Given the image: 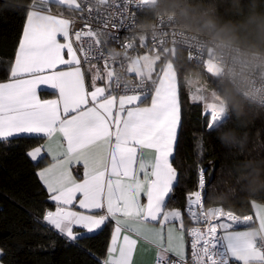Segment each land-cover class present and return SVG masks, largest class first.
<instances>
[{
	"label": "snow or ice",
	"instance_id": "obj_1",
	"mask_svg": "<svg viewBox=\"0 0 264 264\" xmlns=\"http://www.w3.org/2000/svg\"><path fill=\"white\" fill-rule=\"evenodd\" d=\"M128 3L144 5L143 0ZM48 4L80 9L77 0H33L9 79L0 83V141L7 143L20 136L46 141L27 153L37 163L44 159L43 152L51 157V163L37 172L56 205L55 211L45 212L44 222L75 242L78 235L85 238L73 231L75 226L94 233L114 221L102 264H134L138 242L155 249L154 264H264V206L253 202L258 228L246 226L253 220L251 215L241 217L222 207L204 208L203 169L198 178L200 190L187 197V214L196 225L205 227L187 230L191 259H186L182 213L168 208L178 182L170 158L178 145L183 115L178 77L171 63L164 64L162 74L153 80L160 57H137L143 61L147 77L138 78L132 88L121 87L114 76L116 63L102 51L101 37L106 33L91 28L76 32L77 41L89 38L86 47L81 43L79 48L84 60L105 61L103 72L90 66L89 71H95L89 90L81 59L70 42L73 21L52 14ZM104 23L107 26L110 20ZM123 47L133 48V38ZM97 81L105 83L97 86ZM38 89L56 98L41 100ZM190 99L203 102V113L210 115L207 129L212 130L222 109L206 102L197 91ZM73 165H82V178L79 172L73 174ZM142 196L146 203L141 202ZM77 200L79 209L85 211L74 210ZM221 217L226 221L221 222Z\"/></svg>",
	"mask_w": 264,
	"mask_h": 264
},
{
	"label": "clouds",
	"instance_id": "obj_2",
	"mask_svg": "<svg viewBox=\"0 0 264 264\" xmlns=\"http://www.w3.org/2000/svg\"><path fill=\"white\" fill-rule=\"evenodd\" d=\"M133 39L158 45L189 91L222 109L215 138L223 150L209 208L264 202V0H143ZM114 76L132 88L144 63L109 47ZM131 69V71H129ZM139 74V76H137Z\"/></svg>",
	"mask_w": 264,
	"mask_h": 264
},
{
	"label": "trees",
	"instance_id": "obj_3",
	"mask_svg": "<svg viewBox=\"0 0 264 264\" xmlns=\"http://www.w3.org/2000/svg\"><path fill=\"white\" fill-rule=\"evenodd\" d=\"M32 3L33 0H0V82L9 78L26 13ZM144 7L138 11V19ZM59 13L76 15V12L66 9ZM152 79L157 77L153 75ZM178 87L183 103L182 128L172 158L178 171V182L174 184L168 208L183 210L188 195L197 189L201 169L208 184L215 179V169L220 166L223 150L215 138V127L207 129L209 117L203 113V106L188 99L179 77ZM41 95L51 94L41 92ZM42 140L20 136L9 138L7 143L0 141V262L102 264L111 234L110 221L96 233L85 234V238L79 236L75 242H69L43 220L45 212L54 209L37 176L38 169L48 160L44 158L37 163L27 155ZM206 196L204 190L202 202L205 208L208 207ZM252 202L257 201L222 208L244 215L251 211Z\"/></svg>",
	"mask_w": 264,
	"mask_h": 264
},
{
	"label": "built area",
	"instance_id": "obj_4",
	"mask_svg": "<svg viewBox=\"0 0 264 264\" xmlns=\"http://www.w3.org/2000/svg\"><path fill=\"white\" fill-rule=\"evenodd\" d=\"M77 3L80 4V9H77L76 15L67 16V18L71 19L73 23L70 25V32L75 35L76 32H87L89 28L93 31L105 32L106 35L101 37L104 43L102 44V51L105 56L107 53V49L109 47H116L118 49H123L125 53V57H133L136 58L138 52H149V53H159L160 47L158 45H150L148 41H144L143 44L133 39L134 47L125 50L123 45H125L129 38H133V30L135 28V24L138 19V11L144 5H138L136 3H128V0H106L105 3H100L99 0H77ZM82 9V10H81ZM126 9V10H125ZM110 20V23L106 26L104 21ZM121 21H123L122 26L113 27L112 25H121ZM88 37H82L81 41H77V47L80 48L81 43L86 47L88 42ZM146 45V46H144ZM82 66L88 65H98L104 68L105 61L103 59H89L87 62L84 60L83 54L80 52ZM97 57L99 53H94ZM119 65L116 64L115 67ZM133 78L135 76L133 75ZM150 85V81H148ZM121 87L123 85L121 84ZM200 190L197 185L196 191ZM204 191L202 192V200H203ZM205 208V207H204ZM225 210V209H224ZM228 211V210H225ZM183 212L188 220V227L186 229V259H191V237L187 235V230L195 227H205L204 225H196L194 221L190 219L187 214V204L183 208ZM236 215L243 217L244 215H240L238 213L233 212ZM221 222L226 221V217L220 218ZM175 258V257H172Z\"/></svg>",
	"mask_w": 264,
	"mask_h": 264
},
{
	"label": "crops",
	"instance_id": "obj_5",
	"mask_svg": "<svg viewBox=\"0 0 264 264\" xmlns=\"http://www.w3.org/2000/svg\"><path fill=\"white\" fill-rule=\"evenodd\" d=\"M47 8L51 10V13H52V14H54V15H60V16H62L63 18H67V16H65L64 14L62 15L61 13H59V12H61V10L63 11L64 9H66L67 11H70V12H76V13H77V9L75 8V6H73L72 8H69L68 5H60V6H57L56 4H48V5H47ZM25 20H26V18H25ZM24 23H25V22H24ZM23 26H24V25H23ZM22 31H23V30H22ZM21 36H22V34H21ZM20 38H21V37H20ZM57 38H58V40H60L62 43L65 42V41L63 40V37H62V36L58 35ZM70 42H72L73 47H74V50L77 51V55H78V57L81 59V57H80L81 55H80V51H79V49H78V47H77V43H76V39H75V35L72 34L71 32H70ZM18 44H19V43H18ZM17 48H18V46H17ZM64 51H65V58H67V55H66V51H67V50L65 49ZM142 53H144V52H142ZM14 60H15V56H14V59H13V62H12V63H14ZM92 65H93V64H92ZM90 66H91V65H88V66H86V65H85V66H82V71L85 73L86 85L89 87V90H91L92 71H95V69H93L92 71H89ZM96 66L101 70V72H103V70H104L103 67L98 66V65H96ZM59 67H60V68H63L64 66H59ZM133 75H134V74H133ZM9 76H10V75H9ZM158 76H159V75H158ZM158 76H157V78H158ZM8 79H9V78H8ZM8 79H7V80H8ZM7 80L2 81V82H7ZM2 82H0V83H2ZM104 83H105L104 81H97V86H103ZM40 87H41V88H45L46 86H45V85H41ZM178 89H179V87H178ZM41 92H42V91H40V90L38 89V95H39V97H40L41 100H51V99H55V98H56V97L53 96V95H50V96H42V95H41ZM48 93H49V92H48ZM45 143H46V141L43 139L42 142H41V144L38 145V146H36V147H40V146L44 145ZM36 147H33V148H31L30 150H32V149H34V148H36ZM30 150H29V151H30ZM42 155L44 156V158H47L48 161H47L46 164H44L43 166H41V167L38 169V171L41 170V169H43V168H45V167H47V166L51 163V157L48 156L46 152H43ZM29 158H30V157H29ZM172 158H173V157H172ZM172 158H170L171 162H172ZM30 159H31V158H30ZM38 171H37V172H38ZM72 171H73V174H74V175H75L77 172H79V173H80V178H82V176H83V168H82V165H73ZM39 180H40V179H39ZM40 182H41V181H40ZM41 183H42V182H41ZM42 185H43V184H42ZM43 186H44V185H43ZM44 188L46 189L45 186H44ZM46 191H47V189H46ZM47 193H48V191H47ZM48 195H50V194L48 193ZM166 199H168V198H166ZM50 201H51V200H50ZM51 202L54 204V209H53L52 211H55V207H56L55 202H54V201H51ZM141 202H142V203H146V197H143V196H142V197H141ZM255 203L264 206V203H259V202H255ZM169 209H178V208H174V207H173V208H169ZM74 210H76V211H85V210L79 209V207H78V200L74 202ZM178 210H180L181 213H182L183 228H184V231H185V233H186V229H187V227H188V225H189L188 220H187V218H186V216H185L183 210H182V209H178ZM94 211H96V212L98 213V210H94ZM245 215H251V216L253 217V220L247 222V225H246V226H253V227H256V228L259 227V222H258V220H257V218H256V209L253 207V202L251 203V211H250L249 213H247V214H244V216H245ZM110 222H111V234H110V238H109V242H108L107 249H108V247H109V245H110V243H111L112 232L114 231V227H115V222H114V221H111V220H110ZM175 226H176L177 228H179V227H180V222H178V221L175 222ZM246 226H245V227H246ZM102 227H103V226H102ZM98 230H100V229H98ZM98 230H96L94 233H96ZM241 230H243V228H242ZM73 231H74L75 233L83 234V235H85V234H93V233H87L86 229H83V228H81V227H79V226H75V227L73 228ZM122 235H123V233L121 234V239H122ZM78 237H79V235H78ZM185 240H186V235H185ZM186 253H187V249H186ZM106 257H107V251H106V254H105V257L103 258V260H104ZM133 259H134V264H154V261H155V249L152 248V247H150V246L147 245L146 243L138 242V245H137L136 251L134 252ZM233 264H239V262H234V261H233Z\"/></svg>",
	"mask_w": 264,
	"mask_h": 264
},
{
	"label": "rangeland",
	"instance_id": "obj_6",
	"mask_svg": "<svg viewBox=\"0 0 264 264\" xmlns=\"http://www.w3.org/2000/svg\"><path fill=\"white\" fill-rule=\"evenodd\" d=\"M154 54H157V53H149V52H144V53H142V52H140V53H138L137 54V56H136V58L137 57H140V56H143V55H149V56H154ZM159 60H157L156 61V64L154 65V70H153V72H152V76L153 75H155L156 77L158 76V75H160V74H162L161 73V69H162V67H163V65L164 64H162V63H160V65L158 64L159 62H158ZM141 63H143V61H141ZM186 88V87H185ZM186 91H187V95H188V99L191 101V102H193L191 99H190V96H191V94L195 91V90H193V91H189L187 88H186ZM196 102H198V103H200L202 106H203V102L202 101H196ZM208 117H209V119H210V115H208ZM0 264H2L1 262H0Z\"/></svg>",
	"mask_w": 264,
	"mask_h": 264
}]
</instances>
